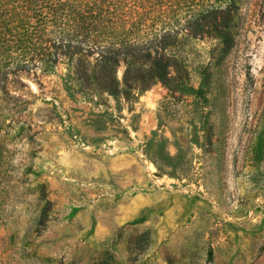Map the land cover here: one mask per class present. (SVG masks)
<instances>
[{
    "label": "rangeland",
    "instance_id": "374dc122",
    "mask_svg": "<svg viewBox=\"0 0 264 264\" xmlns=\"http://www.w3.org/2000/svg\"><path fill=\"white\" fill-rule=\"evenodd\" d=\"M109 9L0 82V264H264V0Z\"/></svg>",
    "mask_w": 264,
    "mask_h": 264
},
{
    "label": "trees",
    "instance_id": "16d2710c",
    "mask_svg": "<svg viewBox=\"0 0 264 264\" xmlns=\"http://www.w3.org/2000/svg\"><path fill=\"white\" fill-rule=\"evenodd\" d=\"M109 2L0 0V82L38 62L54 63L58 51H115L111 37L120 25L110 19Z\"/></svg>",
    "mask_w": 264,
    "mask_h": 264
}]
</instances>
